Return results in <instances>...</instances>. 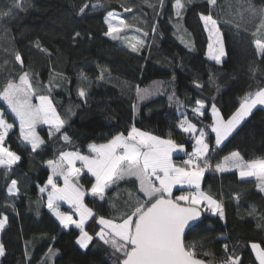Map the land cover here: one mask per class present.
I'll return each instance as SVG.
<instances>
[{
	"label": "trees",
	"instance_id": "trees-1",
	"mask_svg": "<svg viewBox=\"0 0 264 264\" xmlns=\"http://www.w3.org/2000/svg\"><path fill=\"white\" fill-rule=\"evenodd\" d=\"M183 2L180 18L175 0H163L162 7L161 0H23V9L0 15V89L27 72L37 95H50L66 121L61 131L71 140L64 142L59 133L50 136L43 127L45 143L32 152L0 100L5 117L15 124L6 145L21 158L10 171L0 167V217H8L0 235L5 248L0 264H120L121 254L96 235L102 227L96 221L130 211L141 195L138 182L119 180L100 200L90 193L95 179L89 173L76 179L86 192L85 204L96 213L85 224L93 239L84 250L77 243L80 230L66 229L46 206L51 189L46 161L57 160L64 151L87 153L89 144L127 135L133 126L184 145L187 159L195 139L179 128L185 118L203 129L211 143L205 157L211 166L205 170L202 191L217 200L224 213L221 218L210 209L202 211L203 219L186 235V247L194 246L196 258L207 264H220L229 255L240 257V264H259L251 244L264 247V192L255 178H241L237 169L217 172L215 165L234 151L246 161L264 159V108L257 107L222 146H216L209 127L210 111L202 117L193 109L197 102L209 109L215 105L228 119L246 93L264 88V56L255 47L256 39L264 42V28L252 35L264 19V0ZM85 3L89 7L80 14ZM11 4L0 0V13ZM109 13L125 21L124 39L105 35ZM201 14L212 15L220 25L227 56L222 64L207 57L210 41ZM135 34L142 41L133 51L134 39L129 37ZM137 88L151 95L141 99ZM13 179L19 191L10 195ZM41 187L46 190L41 192ZM191 190H176L173 196Z\"/></svg>",
	"mask_w": 264,
	"mask_h": 264
},
{
	"label": "snow or ice",
	"instance_id": "snow-or-ice-1",
	"mask_svg": "<svg viewBox=\"0 0 264 264\" xmlns=\"http://www.w3.org/2000/svg\"><path fill=\"white\" fill-rule=\"evenodd\" d=\"M210 5H216L217 0H208ZM163 0H161V7ZM183 0H175V15L180 18L184 8ZM23 0H12L8 11L0 13L3 16L12 15V9H23ZM89 5L85 3L80 8V14H84ZM125 8V11H130ZM264 17V9L261 10ZM204 28L208 33V56L217 64L221 63V57L226 55L223 34L218 26V21L212 15H200ZM114 21H118L114 23ZM107 31L105 35L112 40H121V32L126 23L123 19L109 13L105 20ZM260 28H264V19L259 28L252 35L255 37ZM155 32V28L153 29ZM76 33V36H79ZM147 35V33H145ZM136 51L135 44L131 45ZM255 47L261 56H264V42L255 40ZM16 60L23 65L22 58L17 55ZM200 85H197L199 87ZM79 95L85 96V91L80 89ZM137 95L143 99L151 95L150 90L137 88ZM39 101L33 103V97ZM0 100L6 103L14 118L19 122V138L26 145H30L35 152L44 143V139L38 134L39 125L49 126V135L59 133L62 140L71 143L70 137L61 131L65 120L61 118L50 95L35 92L27 72L19 75L18 82L9 80L0 89ZM198 106L193 112L203 116L204 104L197 102ZM264 106V88L246 93L237 110L225 119L215 105L211 107L213 123L209 126L215 134V144L219 146L226 140L236 128L250 115L257 106ZM14 124L9 123L5 117V110L0 109V167L11 170L21 158L10 150L5 141ZM180 130L190 134L195 139V149L184 159L182 166H178L172 159L173 152L186 151L185 146L175 140L163 139L151 133L141 131L135 126L131 127L127 135L118 133L106 143H91L88 145V154L80 151H64L57 160H47V167L51 169V176L47 179V185L51 186L47 196V208L68 228L74 225L80 230L77 243L81 248H87L93 236L85 231V223L96 213L84 203L86 192L78 185V178L83 169H86L95 182L91 185L90 193L94 197L104 200L106 189L119 180L135 178L132 182H138V193L135 205L130 211L121 216L110 219L99 216L96 221L100 231L96 233L101 241L110 245L115 253L120 255V264H205L196 258L194 246H187L184 242L185 230L189 229L192 222L197 221L202 211L211 209L223 217L222 205L212 196L201 191V179L204 171L210 167L206 159L209 145L205 142L206 133L203 129H197V125L186 118L179 124ZM77 161L81 167H77ZM231 169L239 170V176L255 177L259 182V189L264 192V159L246 161L238 151L223 157L221 162L215 165V171L225 172ZM54 177L63 178V186H59ZM17 181L11 180L8 188L10 195L18 194ZM177 186H187L192 189L187 194L173 196V190ZM46 189L40 188L41 192ZM60 202H66L72 206L79 219L60 210ZM201 205H204L201 208ZM8 217H0V232L7 223ZM118 220V222H117ZM227 250V244L224 245ZM251 248L256 255L259 264H264V249L259 244L252 243ZM51 252V250H49ZM5 255L3 243H0V257ZM220 264H240V257L227 256Z\"/></svg>",
	"mask_w": 264,
	"mask_h": 264
},
{
	"label": "crops",
	"instance_id": "crops-1",
	"mask_svg": "<svg viewBox=\"0 0 264 264\" xmlns=\"http://www.w3.org/2000/svg\"><path fill=\"white\" fill-rule=\"evenodd\" d=\"M202 104H204V109L202 110L203 112H204V114H205V112H206V110L208 109L209 111H210V114H211V108L209 109L208 107H207V104L206 103H204V102H202ZM198 106V105H197ZM196 106V107H197ZM203 117V116H202ZM197 129H198V127H197ZM142 131V130H141ZM153 135V134H152ZM215 135V134H214ZM186 149V148H185ZM194 149H195V147H194ZM210 150H211V147H210V149L208 150V154H209V152H210ZM187 149H186V151H184V152H173L172 153V159H173V161H174V163H176L178 166H182V162H183V160L184 159H186V155H187ZM83 154H88V152L87 153H83ZM207 154V155H208ZM80 165V162L79 161H77V167H81V165ZM50 171H51V169H50ZM230 171V170H229ZM226 172V171H225ZM83 173H86V174H88V172H87V170L86 169H84V171L83 172H81V174H83ZM238 173H239V170H238ZM90 174V173H89ZM91 175V174H90ZM94 178V177H93ZM204 178H205V175L202 177V179H201V191H202V183H203V181H204ZM248 178H251V177H248ZM248 178H245V179H248ZM252 178H255V177H252ZM77 179V178H76ZM95 179V178H94ZM54 180L58 183V185L59 186H63V180H62V177H54ZM76 182L78 183V180H76ZM79 185V184H78ZM49 187L51 188V186L49 185ZM186 189H189L187 186H184L183 188H181L180 186H177L176 188H174V190H173V193H174V191H176V190H180V191H182V192H184ZM51 190V189H50ZM84 203H85V201H84ZM202 206V205H201ZM60 210L61 211H64V213H67V214H69L70 213V215H74L73 216V218L74 219H79V215H78V213H76V211H75V209L72 207V206H70L69 204H67L66 202H60ZM211 210V209H210ZM212 211V210H211ZM57 219V218H56ZM58 220V219H57ZM59 221V220H58ZM60 222V221H59ZM61 224V223H60ZM86 224V223H85ZM70 226H74V225H70ZM69 226V227H70ZM68 227V228H69ZM67 229V228H66Z\"/></svg>",
	"mask_w": 264,
	"mask_h": 264
},
{
	"label": "rangeland",
	"instance_id": "rangeland-1",
	"mask_svg": "<svg viewBox=\"0 0 264 264\" xmlns=\"http://www.w3.org/2000/svg\"><path fill=\"white\" fill-rule=\"evenodd\" d=\"M115 14V16L116 17H118V18H120V19H123L121 16H119L117 13H114ZM118 21H114V23H117ZM219 27H220V25H218ZM221 30V29H220ZM207 32V31H206ZM222 32V31H221ZM207 35H208V33H207ZM129 38H133L134 39V43L133 44H135V43H139V42H141L142 41V39H140V37L139 36H137L136 34L134 35V36H130ZM223 44H224V35H223ZM224 49H225V52H226V47L224 46ZM207 57H209L208 56V52H207ZM226 55L225 56H223V57H221V63L220 64H222V62L226 59ZM210 59V58H209ZM211 60V59H210ZM2 101V100H1ZM3 102V101H2ZM39 101L36 99V97L34 96L33 97V103H38ZM5 105H6V103L5 102H3ZM6 107H7V105H6ZM257 107H261V108H264V106H260V105H258ZM218 110V109H217ZM256 109H254L253 110V112L255 111ZM10 111V110H9ZM219 112H220V110H218ZM58 112V111H57ZM220 114H221V112H220ZM13 115V114H12ZM222 115V114H221ZM13 117H14V115H13ZM62 118V117H61ZM248 118V117H247ZM15 119V118H14ZM17 121V120H16ZM8 122L9 123H12V121L10 122L9 120H8ZM245 122V120L236 128V129H238L243 123ZM17 123H19L18 121H17ZM193 123V122H192ZM14 124V123H13ZM14 126H15V124H14ZM43 127H46V128H48L49 129V126L48 125H39L38 127H37V132H38V134L43 138V136H42V134H41V132H40V128H43ZM14 128V127H13ZM50 131V130H49ZM11 132V131H10ZM10 132H9V134H10ZM235 133V131L230 135V136H232L233 134ZM9 134H8V136H9ZM8 136H7V138H8ZM229 136V137H230ZM228 137V138H229ZM6 138V139H7ZM227 138V139H228ZM226 139V140H227ZM226 140H224L219 146H222L224 143H225V141ZM44 141H45V139H44ZM215 141V140H214ZM205 142L209 145V149H210V147H211V143H209V141L208 140H206V136H205ZM5 143H6V141H5ZM30 146V145H29ZM14 152V151H13ZM83 154V153H82ZM80 166V165H79ZM84 171V169L82 170V172ZM204 175H205V171H204ZM203 175V176H204ZM244 178H248V177H244ZM62 180H63V178H62ZM86 196V195H85ZM64 212V211H63ZM70 214V213H69ZM4 216H6V215H4ZM7 223H8V220H7ZM7 223H6V225H7ZM6 225H5V227H6ZM85 227V226H84ZM5 229V228H4ZM86 231V230H85ZM0 235H1V232H0ZM90 235V234H89ZM99 238V237H98ZM0 239H1V237H0ZM79 239V238H78ZM91 243V242H90ZM90 243H89V245H88V247L90 246ZM256 244H258V243H256ZM260 245V244H259ZM261 246V245H260ZM87 247V248H88ZM86 248V249H87ZM262 249H264V247H261ZM82 249H84L85 250V248H82ZM253 253H254V251H253ZM254 256H255V258H256V255H255V253H254ZM258 261V260H257ZM258 263H259V261H258Z\"/></svg>",
	"mask_w": 264,
	"mask_h": 264
},
{
	"label": "water",
	"instance_id": "water-1",
	"mask_svg": "<svg viewBox=\"0 0 264 264\" xmlns=\"http://www.w3.org/2000/svg\"><path fill=\"white\" fill-rule=\"evenodd\" d=\"M202 214L203 213L201 212L200 218L197 221L192 222V225L190 226V228L185 230L184 242H185L186 235L192 230V228H194L203 219ZM205 264L207 263L205 262Z\"/></svg>",
	"mask_w": 264,
	"mask_h": 264
},
{
	"label": "built area",
	"instance_id": "built-area-1",
	"mask_svg": "<svg viewBox=\"0 0 264 264\" xmlns=\"http://www.w3.org/2000/svg\"><path fill=\"white\" fill-rule=\"evenodd\" d=\"M210 135V134H209Z\"/></svg>",
	"mask_w": 264,
	"mask_h": 264
}]
</instances>
